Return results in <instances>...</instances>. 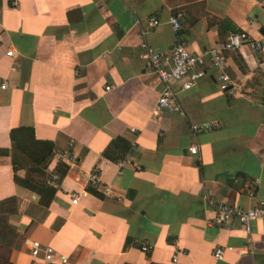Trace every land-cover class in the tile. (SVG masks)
<instances>
[{
	"label": "crops",
	"instance_id": "1",
	"mask_svg": "<svg viewBox=\"0 0 264 264\" xmlns=\"http://www.w3.org/2000/svg\"><path fill=\"white\" fill-rule=\"evenodd\" d=\"M10 1L0 0V200L16 198L10 224L21 237L10 264H61L33 257L32 240L52 246L55 259L65 255L63 264H264V218L250 234L223 229L202 199L208 190L215 203L243 209L264 200L263 2ZM177 9L183 16L175 35L168 20ZM152 16L160 24L144 39L157 51L182 39L202 54L240 30L263 46L225 52L232 92L219 88V71L205 59L192 87L172 83L182 111L155 113L162 84L145 70L140 47ZM202 122L212 127L192 130ZM20 126L53 143L47 173L59 163L55 152L74 140L77 163L67 166L48 206L13 180L9 132ZM93 170L112 198L100 185L87 186ZM83 189L88 194L73 204L70 194ZM217 248L221 258L212 255Z\"/></svg>",
	"mask_w": 264,
	"mask_h": 264
},
{
	"label": "built area",
	"instance_id": "2",
	"mask_svg": "<svg viewBox=\"0 0 264 264\" xmlns=\"http://www.w3.org/2000/svg\"><path fill=\"white\" fill-rule=\"evenodd\" d=\"M264 4V0H260ZM11 5L18 4L17 0H11ZM183 16L181 10H175L169 16V24L172 27L173 33L178 35L180 31V20ZM160 24V19L152 16L148 19L146 26L141 27V35L143 36L140 42L142 49V56L146 60L145 70L149 73L156 75L162 88L159 90L156 112L161 110L177 111L181 112L179 101L177 98L178 91L173 88L172 83L177 82L181 90H186L192 87L203 74L199 66L205 63V59L209 64L215 67L219 73L217 75V84L219 88L228 93L232 92V79L227 71L228 63L226 51L234 52L239 50L243 46H248L252 50L259 52L262 48V43L258 40H254L249 34L244 31H236L229 34L226 40L215 43L210 48L203 51L202 54H194L186 48L185 40L178 39L177 42L171 47L168 52L155 50L145 39L144 35L149 32L153 27ZM8 56L13 55V50H7ZM5 88V84L1 85ZM107 86L106 89H109ZM212 127V124L208 122L194 123L191 128L193 131L208 130ZM74 140H70L66 148L61 151H56L58 162L63 163L66 166H73L77 163V156L73 152ZM197 144H193L189 147V151L192 154L197 153ZM60 177L53 170L48 172L47 183L53 187H58ZM101 186L102 193L105 197L112 198L114 195L109 183H102L98 170H93L88 176L87 186L95 187ZM87 189L80 190L79 192H72L71 202L76 204L80 195H87ZM202 199L205 203L212 206L213 216L211 218L212 223L223 229H234L235 227H241L247 234L251 232V223L257 218H264V200H258L257 203L247 209L239 208L231 205L227 202H214L213 195L210 191L204 190ZM149 244L143 242L140 246L141 251H148ZM178 251L175 250L172 254V260L175 261ZM224 253L223 248H217L212 255L216 258H221ZM30 254L33 257L42 256L44 260L53 262L57 260L63 264L67 261L65 255H59L54 258V248L50 245H42L38 240L30 241Z\"/></svg>",
	"mask_w": 264,
	"mask_h": 264
},
{
	"label": "trees",
	"instance_id": "3",
	"mask_svg": "<svg viewBox=\"0 0 264 264\" xmlns=\"http://www.w3.org/2000/svg\"><path fill=\"white\" fill-rule=\"evenodd\" d=\"M235 61L244 69L241 57L235 55ZM10 163L14 171L13 180L16 184L39 195V203L48 206L56 188L47 183V166L54 155V145L49 140L35 138L33 128L27 126L10 129ZM122 141L128 148L129 143ZM18 170H24L25 176L17 175ZM60 179L67 171V166L58 163L53 169ZM93 191L92 188L89 189ZM17 211V200L10 196L0 200V264H10V251L17 245L14 241L19 237V232L11 226L10 216Z\"/></svg>",
	"mask_w": 264,
	"mask_h": 264
},
{
	"label": "rangeland",
	"instance_id": "4",
	"mask_svg": "<svg viewBox=\"0 0 264 264\" xmlns=\"http://www.w3.org/2000/svg\"><path fill=\"white\" fill-rule=\"evenodd\" d=\"M177 10H179V9H177ZM20 240H21V237H20V235H19V237L14 241V243H15L16 245H18L19 242H20Z\"/></svg>",
	"mask_w": 264,
	"mask_h": 264
}]
</instances>
